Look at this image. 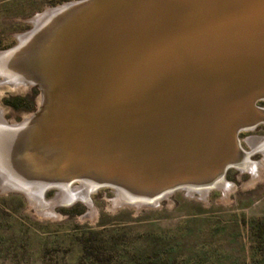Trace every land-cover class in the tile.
<instances>
[{"label":"water","instance_id":"95a60500","mask_svg":"<svg viewBox=\"0 0 264 264\" xmlns=\"http://www.w3.org/2000/svg\"><path fill=\"white\" fill-rule=\"evenodd\" d=\"M30 23L0 51V86L38 93L0 120V187L42 205L77 182L154 206L250 155L238 135L264 123V0H75Z\"/></svg>","mask_w":264,"mask_h":264},{"label":"rangeland","instance_id":"374dc122","mask_svg":"<svg viewBox=\"0 0 264 264\" xmlns=\"http://www.w3.org/2000/svg\"><path fill=\"white\" fill-rule=\"evenodd\" d=\"M70 1L0 0V51L17 44L35 14ZM37 96L0 86V116L20 122ZM238 138L258 171L230 168L226 191L177 190L154 206L113 203V188L77 182L69 195L46 190L42 205L0 187V264H264V123Z\"/></svg>","mask_w":264,"mask_h":264},{"label":"bare ground","instance_id":"6f19581e","mask_svg":"<svg viewBox=\"0 0 264 264\" xmlns=\"http://www.w3.org/2000/svg\"><path fill=\"white\" fill-rule=\"evenodd\" d=\"M0 120H4L1 116H0ZM262 153L264 154V148H263V150H262ZM249 155L247 154V156H246V160L244 161V163H243V165H241V168L242 169H249V170H256L257 169V167H259L258 165V163H252L250 160H249ZM256 171H258V169L256 170ZM255 171V172H256ZM256 175V174H255ZM215 185H218L219 187H221L224 191H226L227 189H228V185H227V183L224 181V179H222V180H220V181H218ZM82 187V186H81ZM84 189H85V186L83 187ZM90 188H92V186L91 187H88V188H86V190H90ZM187 191H190V192H199V193H202L203 194V191H201V190H196V189H191V188H187L186 189ZM63 195V194H62ZM117 195V198L116 199H114V200H112V202L113 203H119V201L117 200L118 198H121V195L120 194H116ZM83 196H85V194H83ZM122 199V198H121ZM52 207L51 206H49V209L46 211V212H51V209ZM45 210V209H44ZM90 215V214H89Z\"/></svg>","mask_w":264,"mask_h":264}]
</instances>
